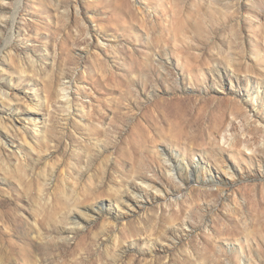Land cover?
<instances>
[{
	"label": "rangeland",
	"instance_id": "obj_1",
	"mask_svg": "<svg viewBox=\"0 0 264 264\" xmlns=\"http://www.w3.org/2000/svg\"><path fill=\"white\" fill-rule=\"evenodd\" d=\"M0 89V264H264V0H0Z\"/></svg>",
	"mask_w": 264,
	"mask_h": 264
},
{
	"label": "bare ground",
	"instance_id": "obj_2",
	"mask_svg": "<svg viewBox=\"0 0 264 264\" xmlns=\"http://www.w3.org/2000/svg\"><path fill=\"white\" fill-rule=\"evenodd\" d=\"M79 5L76 4V7H78ZM78 10V9H77ZM79 11V10H78ZM17 14V12L15 13ZM163 66V65H162ZM165 68V67H164ZM166 69V68H165ZM215 69L212 68L211 71H213ZM0 94H2L3 96H5L6 98H9L11 95L15 94L13 91H9V92H6L2 89H0ZM70 96V95H69ZM1 117V116H0ZM31 121V120H30ZM2 122V121H1ZM7 127V126H6ZM24 140L26 141V143L29 144L28 142V138L26 135L23 136ZM221 138L223 140V144H227L229 145L230 147H234L235 149H237L239 152H243L245 155H247V157L249 158V160H252L253 158H256L257 161H260V155L258 154L257 150L254 148V147H249V146H246V145H243L242 149L241 147H239L237 144V142L235 141V135L233 133H222L221 131ZM31 143V142H30ZM32 146V144H30ZM33 147V146H32ZM216 148V149H215ZM207 149V150H206ZM205 151L207 152V154H209L210 157H212L213 159H215V162L219 164L220 166V169L222 170V172L224 173L225 176L229 177L230 179H234L235 175V167H234V164L232 163V161H230L229 158H227V156L224 154V149L221 148L219 146L218 147H215V146H207L205 148ZM21 154V153H20ZM23 155V154H22ZM162 156V155H160ZM161 162L165 165V168L166 170L169 172V175H171L173 177V180H178L179 181V176L176 175V173L174 174L175 170H176V166L173 162L170 161V158H167V157H162V159H160ZM197 163H200V162H197ZM261 166V165H260ZM190 166L188 165L187 166V171H188V174H191L192 172V169L189 168ZM261 168V167H260ZM142 175V174H141ZM145 174H143L142 177H138L141 181V183L145 184V185H148L150 187H153L157 190V192H161L163 191L162 189H160L159 187V183H157V178L156 177H150L148 175L144 176ZM137 177V176H136ZM216 184H218V181L217 180H214ZM138 182V181H137ZM137 182H134V181H130V182H125V184H122L120 185L119 187H117V189L115 190V192L113 193L114 196H115V199H116V205L121 208L122 210H126V208H129V207H136V203H138L139 201L137 200V193H139L140 190H142V185L141 184H138ZM180 183H183V181H180ZM144 186V185H143ZM122 187H125L126 189H128L129 191L131 190L133 193H134V197L133 199H135V203L134 201L130 200V199H125V193L122 191ZM218 187V191H223L222 193H224V188L218 184L217 185ZM226 188V187H225ZM145 190V189H144ZM143 190V191H144ZM139 196V195H138ZM140 204V203H139ZM138 204V205H139ZM100 206H97V207H93V210H91L92 212L90 213L87 208L88 207H83L81 204L80 206L76 205L77 209L78 210V213L76 212H73L72 216L69 218L70 222L74 225H81L83 224L82 222V219L78 216H85V215H89L91 214L92 216H95L96 213H101L100 211H102V204H99ZM81 206L83 208H81ZM72 212V211H71ZM90 213V214H89ZM125 216H127V214H124V213H117L113 218H115V220H110V218H106V222L107 224L106 225H112V227H115L116 225H118L119 223V220L124 218ZM87 219V218H86ZM175 229V228H174ZM173 228L171 227H167L163 230L162 233H160L159 237L161 238V235L163 237H165L166 239H176L177 238V235H176V231H174ZM162 239V238H161ZM164 239V238H163ZM126 243L125 241H122L120 238H118L117 235H115V238H114V247L117 249H121L123 250L126 246L125 244ZM127 244V243H126ZM133 244V243H132ZM128 245V244H127ZM128 246H131L130 244ZM155 248H151L149 250V256L150 257H154L155 254H156V250H154ZM124 251V250H123ZM119 254L116 253V251L113 252V256L114 257H117Z\"/></svg>",
	"mask_w": 264,
	"mask_h": 264
}]
</instances>
